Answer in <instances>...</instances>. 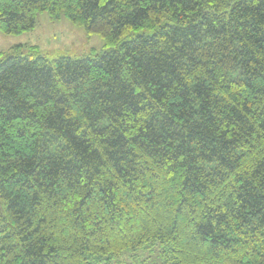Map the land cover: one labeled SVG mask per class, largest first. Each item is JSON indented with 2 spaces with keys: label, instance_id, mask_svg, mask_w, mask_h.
I'll return each instance as SVG.
<instances>
[{
  "label": "trees",
  "instance_id": "16d2710c",
  "mask_svg": "<svg viewBox=\"0 0 264 264\" xmlns=\"http://www.w3.org/2000/svg\"><path fill=\"white\" fill-rule=\"evenodd\" d=\"M105 48L0 52V264H264V0H0Z\"/></svg>",
  "mask_w": 264,
  "mask_h": 264
},
{
  "label": "rangeland",
  "instance_id": "374dc122",
  "mask_svg": "<svg viewBox=\"0 0 264 264\" xmlns=\"http://www.w3.org/2000/svg\"><path fill=\"white\" fill-rule=\"evenodd\" d=\"M38 46L42 53L50 57L69 55L79 57L93 50L101 52L105 41L99 34L89 35L82 25L73 23L67 16L52 20L47 12L40 13L36 26L20 34H7L0 31V52L15 45ZM166 245L157 243L150 248L129 249L119 258L95 264H164L163 251Z\"/></svg>",
  "mask_w": 264,
  "mask_h": 264
}]
</instances>
